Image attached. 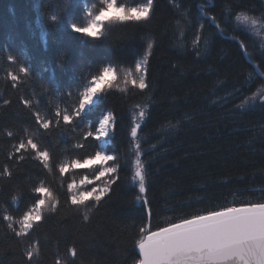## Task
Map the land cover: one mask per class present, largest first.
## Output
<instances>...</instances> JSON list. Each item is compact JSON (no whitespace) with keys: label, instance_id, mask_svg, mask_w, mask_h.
Segmentation results:
<instances>
[{"label":"trees","instance_id":"trees-1","mask_svg":"<svg viewBox=\"0 0 264 264\" xmlns=\"http://www.w3.org/2000/svg\"><path fill=\"white\" fill-rule=\"evenodd\" d=\"M102 1L0 0V170L7 165L13 172L10 178L0 177V216L6 211L21 218L33 203L31 189L38 180L61 201L58 210L44 213L26 237L14 236L6 222H0V264H29L25 253L34 246L38 252L32 264H132L139 259L134 245L146 213L134 202L138 190L131 180L130 131L137 105L147 106L149 113L138 130V138L148 142L142 148L149 144L158 148L141 155L147 172V207L152 209L146 226L157 230L192 215L264 203V108L240 114L235 107L264 85V77L254 71V66L264 71V37L231 30L225 36L214 35L209 24L202 33L199 30L204 22L201 6L227 26L229 10L264 21V0H154L150 21L114 24L99 39L70 28L80 25L85 8H96ZM138 2L118 0L130 6ZM231 22L236 24L235 16ZM198 34L199 56L193 47ZM233 36L248 47L252 61ZM204 37H210L207 51ZM149 41L153 43L147 65L149 88L118 91L112 86L104 91L94 114L106 110L104 114L111 111L116 118L106 152L118 157L119 181L99 205L90 201L77 209L70 201L65 204L61 185L71 183L72 175L93 174L84 168L60 175L58 162L87 158L100 149L88 141L83 150L65 151L79 140L81 129L65 136L41 135L33 113L52 119L57 110H70L104 67L133 69ZM181 120V126L169 127ZM161 129L168 133L166 138ZM28 135L49 148L52 172L42 169L30 153L23 161L11 162L13 146ZM17 193L20 199L13 203L11 197ZM72 248L76 256L71 255Z\"/></svg>","mask_w":264,"mask_h":264},{"label":"snow or ice","instance_id":"snow-or-ice-1","mask_svg":"<svg viewBox=\"0 0 264 264\" xmlns=\"http://www.w3.org/2000/svg\"><path fill=\"white\" fill-rule=\"evenodd\" d=\"M103 5L95 15L91 11L89 12L92 19L86 26L73 25L74 31L99 39L103 35L104 22L140 24L150 21L154 11V0H140L135 6L130 7L118 4V0H103ZM175 6L181 8L180 4ZM199 11L204 21L199 24L201 33L205 24L211 25L215 29L213 34L220 36L227 35L229 30L234 33L241 32L244 30L242 25L248 26L249 30L256 35H260V29L264 28V21L246 15L244 12L236 14L234 10H229L228 25L225 26L223 19L218 20L204 6H201ZM182 14L187 18L186 12H182ZM232 16H235V21L240 23L232 25ZM232 39L237 41L238 46L243 49V55L252 61L253 56L248 51V47L239 41L238 36H233ZM203 40L204 49L207 51L210 46V37H204ZM200 41L201 35L198 34L193 41V47L196 49L195 54L198 56L200 55ZM152 48L153 43L149 41L142 58L139 62H134L133 69L126 73L125 84L130 83L133 88L139 90L149 88L147 65L148 58L153 55ZM261 48H264V43L261 44ZM254 71L260 77H264V71H260L259 66H254ZM251 77L250 73L249 78L251 79ZM116 78L117 69L115 67H104L99 75L92 78L90 85L81 93L78 103L70 110H57L52 119L43 117L39 111L33 113L35 123L39 129L43 130L41 135L54 133L58 136H65L69 132L75 133L78 128L81 129L79 140L65 151L83 150L86 148L85 142L88 141L96 144L100 149L89 154L87 158H74L58 162L60 175L76 169L98 166V174L93 179L84 176L79 180V183L73 179L71 183L61 185L65 189L64 203L67 204L70 201V204L76 206L77 209L85 207L89 200L99 205L109 196V193L113 191V185H116L120 179L118 157L103 150L108 140L114 137L116 118L111 111L104 114L106 110L94 116L104 100L102 85L106 84L111 88ZM12 79L16 80L17 77L13 76ZM24 104L30 106L28 100H25ZM256 106L264 108V85L252 96L243 98L240 104L235 107L240 114H243L241 110L249 111ZM136 107L139 109L136 115L137 122L130 131V136L135 141L133 146L135 171L131 179L138 183L139 188L134 202H139L142 205L141 211L146 213V216L138 228L139 239L135 241L134 245L138 248L139 259H133L132 264H264V203H247L239 207H224L220 210L208 211L203 215H192L191 218H183L178 223L172 222L157 230L146 226V222L150 224L152 209L147 207L149 203L146 196L148 191L146 187L147 172L141 155L147 154L149 151H158V148L155 144H149L147 148H142V144L148 142L147 138H138V130H142L140 121H145L149 113L146 111L147 106L137 105ZM182 123L181 120L180 124H169V127H179ZM161 133L165 138L168 135L163 129H161ZM7 135L11 137L13 133L8 132ZM26 153H30L39 162L42 169H46L48 172L53 171V157L49 148H42L31 135L20 139L13 146V151L9 153L11 162L23 161ZM12 175L13 172L7 165L0 170V177L10 178ZM97 181L101 182L102 186H97ZM31 191L35 194L33 203L23 212L21 218L17 219L13 215L7 214L6 211L4 215L0 216V222H6L7 229L16 237H26L34 229V226L42 221L46 209L56 212L61 203L43 180H38ZM20 195V193L13 195L11 201L17 202ZM84 219H88L87 212ZM70 251L72 256H76L75 248ZM37 252L38 246L26 251L25 255L29 264H32L33 257L37 255Z\"/></svg>","mask_w":264,"mask_h":264},{"label":"rangeland","instance_id":"rangeland-1","mask_svg":"<svg viewBox=\"0 0 264 264\" xmlns=\"http://www.w3.org/2000/svg\"><path fill=\"white\" fill-rule=\"evenodd\" d=\"M100 4H99L100 6H98L96 8H94L95 6L85 8V12H84L85 14L82 16L81 22H80V25L79 26L83 27V26H86L89 23V21L92 19V17L89 16V12L91 11L93 13V15H95L96 13H98V11L100 10V8L104 6L103 5V1ZM123 5H125V4L123 3ZM126 6H129L130 7V5H127V4H126ZM132 6H134V5H132ZM117 23H119V22H113V23H109L107 21L104 22V27L102 29L103 35L107 33L108 29L112 25L117 24ZM238 23H240V22H237L236 21V24H238ZM66 25H68V24H66ZM69 26H70V28L73 29V25H69ZM242 27L244 29L243 31L248 32L250 35H252V36H254L256 38H259V37L263 38L264 37V30H263V28L260 29V35H256L252 31L249 30L248 26L242 25ZM128 71L129 70L125 71V70L117 69V78L113 82V87L116 88L118 91H123L124 89L126 90L128 88H133L130 83L129 84H125V82H124L125 81V78H126V73ZM102 88L104 89V91H106L109 87H108V85L104 84V85H102ZM104 91H103V93H104ZM138 111H139V109L137 108L132 113V119H133L134 124H135V122H137L136 115H137ZM140 123L142 125L143 124V121H140ZM111 140L112 139H109L108 140V143L105 144L104 149H103L105 152H106V147L111 143ZM132 142H133V145H132V156H133V160H134L133 169H132V176H133L134 175V171H135V153H134V150H133V146H134L135 141H132ZM86 168H89L90 169V171H89V172H91V173H89L90 175L93 174L91 176H87L89 179H93L94 176L98 174V166H90V167H86ZM81 178L82 177L79 176V175H76V176L75 175H72V177H71V179L72 180L74 179L77 183H79V180ZM102 179H105V178H102ZM96 184H97V186H102L101 185V182H99V181H97ZM132 184L137 188L138 193H139L138 183L135 182V181H132ZM89 187H91V186H89ZM90 201L91 200H89L88 202H90ZM138 204L141 205L139 202H138ZM47 211L48 210L46 209L44 213H46Z\"/></svg>","mask_w":264,"mask_h":264},{"label":"water","instance_id":"water-1","mask_svg":"<svg viewBox=\"0 0 264 264\" xmlns=\"http://www.w3.org/2000/svg\"><path fill=\"white\" fill-rule=\"evenodd\" d=\"M137 251H138V248H137Z\"/></svg>","mask_w":264,"mask_h":264}]
</instances>
